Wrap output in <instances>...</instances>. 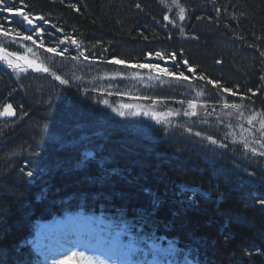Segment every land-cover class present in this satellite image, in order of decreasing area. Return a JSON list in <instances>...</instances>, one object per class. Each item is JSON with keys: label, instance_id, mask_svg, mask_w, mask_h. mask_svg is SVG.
<instances>
[{"label": "trees", "instance_id": "16d2710c", "mask_svg": "<svg viewBox=\"0 0 264 264\" xmlns=\"http://www.w3.org/2000/svg\"><path fill=\"white\" fill-rule=\"evenodd\" d=\"M0 25L8 62L35 46L33 60L51 70L34 77L0 62V111L16 112L0 122V264H41L24 239L36 222L76 211L100 213L141 243L166 237L169 258L264 264V154L248 142L264 148V0H4ZM59 57L169 67L164 74L204 94L198 119L243 141L203 146L170 100L175 118L137 131L125 117L150 101L98 93L79 73H61ZM46 134L58 140L45 145Z\"/></svg>", "mask_w": 264, "mask_h": 264}, {"label": "rangeland", "instance_id": "374dc122", "mask_svg": "<svg viewBox=\"0 0 264 264\" xmlns=\"http://www.w3.org/2000/svg\"><path fill=\"white\" fill-rule=\"evenodd\" d=\"M33 48L38 52L35 46ZM37 52L33 51V54L29 55L31 60L27 61L36 62L32 57H35ZM38 55L36 57L39 59L45 57L41 54ZM49 56L51 57L50 54ZM57 60L61 63V73H75V75L79 73L85 83L96 87L98 93H109L121 97L131 96L155 102L154 105L149 102L144 108L134 110L129 115L131 118L130 126L137 131L154 134L157 131V125L171 118L172 111H167L159 105H163L161 101H166L162 98H168L171 102L174 101L173 98L175 97L181 102L182 100L189 103L205 101L202 92L194 88L190 82H183L181 78L170 77L149 67H128L116 63L99 64L92 61L82 62L79 59L72 61L63 57H59ZM14 65L17 64L14 63ZM145 115H147V119H144ZM150 115H153L156 119L154 120ZM178 125L204 135L220 134L231 145L234 143L240 144L243 141L240 132L212 123L178 122ZM49 137L55 141L58 140L56 136ZM248 142L250 143V150L264 154L263 147L256 145L252 139H248ZM67 218L71 219L68 220L65 228L71 229V232L75 230L77 234L64 235L62 234L63 228L55 231L53 228L61 225L59 220L37 226L38 230L31 241V247L37 251L42 261H48L47 259H49L50 264H53L54 260L57 262L63 261L64 264H78L79 252L83 251L93 256L95 264H100L104 263L101 259L102 251L106 253L108 251L107 255L109 254L113 258L112 264H170L169 262L160 261V253L163 252L161 241L148 242L146 251L143 252L140 246L131 239H122V231L114 229L101 216H85L81 213H72L67 214L61 220L64 221ZM45 224L52 230L42 228ZM41 228L42 230L39 232ZM72 252H76L77 255L72 256ZM137 253L142 254L141 258L133 260Z\"/></svg>", "mask_w": 264, "mask_h": 264}, {"label": "snow or ice", "instance_id": "6c2138e0", "mask_svg": "<svg viewBox=\"0 0 264 264\" xmlns=\"http://www.w3.org/2000/svg\"><path fill=\"white\" fill-rule=\"evenodd\" d=\"M4 0H0V3H3ZM6 11L8 12H12L14 15H17V16H23V20L24 22L27 24V25H31L35 28V31H36V34L39 35L40 32H41V29L36 27L35 25H33V21L29 18V15L23 13V12H13V8L11 6L9 7H6L5 9ZM38 19H42V18H38ZM168 17H165V20H167ZM57 32L60 31V29H56ZM0 35H7L6 31H5V27L3 25H0ZM23 40H32V36L31 35H24L21 37ZM33 43H35V41H33ZM61 44L64 43L63 40L60 41ZM73 43H75V41H73ZM46 51H55V49H46ZM157 56H160V53H157L156 54ZM173 59H175V57H173ZM116 63H122V61H115ZM9 67H16V65H12V64H9ZM139 67H149V68H152L154 69L155 71L157 72H168L169 71V67H159L157 65H154V64H141L139 65ZM188 71L191 72L193 71V69L191 68H188ZM181 75H183V73H181ZM10 109H11V105L8 106V108L5 109V112L8 113L9 115H11V112H10ZM77 253L76 252H72V256H76ZM85 253L83 251H80L79 252V256L80 257H84ZM53 264H64L63 261L61 262H57V261H53Z\"/></svg>", "mask_w": 264, "mask_h": 264}, {"label": "bare ground", "instance_id": "6f19581e", "mask_svg": "<svg viewBox=\"0 0 264 264\" xmlns=\"http://www.w3.org/2000/svg\"><path fill=\"white\" fill-rule=\"evenodd\" d=\"M49 136H53V135L46 134L45 137H44V139H43L42 136H41V140H44V144H45V145H51L52 142H53V143L55 142V140L51 139ZM69 219H71V218H67L66 220L63 221V223H62L60 226H56V227H54L53 229H55V231L61 230L62 228H59V227H62V226H64V225L66 226L67 223H68V220H69ZM44 227H45V228H49V229H51L50 227H47L46 224L42 226V228H44ZM42 228L40 229L39 232H41ZM51 230H52V229H51ZM78 233H79V232H78ZM71 234H72V235H75V234H77V233H76V231L74 230L73 232H71Z\"/></svg>", "mask_w": 264, "mask_h": 264}, {"label": "water", "instance_id": "95a60500", "mask_svg": "<svg viewBox=\"0 0 264 264\" xmlns=\"http://www.w3.org/2000/svg\"><path fill=\"white\" fill-rule=\"evenodd\" d=\"M27 28L30 29V26L28 25ZM40 72H41V74L44 75V76L47 75V73L43 72L42 70H40ZM36 73H37V72H34V74H36ZM192 107H195V105H192ZM6 108H8V106H6V107L3 109V111H2V113H1V115H0V120H3V119H5V118H8V119H10V120H11V119H14V112L10 109L11 115H9L8 113L5 112V109H6ZM207 140L210 141L209 139H207Z\"/></svg>", "mask_w": 264, "mask_h": 264}]
</instances>
